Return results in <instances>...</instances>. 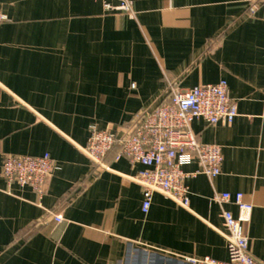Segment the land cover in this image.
Instances as JSON below:
<instances>
[{
  "label": "crops",
  "instance_id": "0c3cea01",
  "mask_svg": "<svg viewBox=\"0 0 264 264\" xmlns=\"http://www.w3.org/2000/svg\"><path fill=\"white\" fill-rule=\"evenodd\" d=\"M130 1L134 16L100 0H0V264L226 260L212 200L222 192L252 205L249 251L264 263V0ZM164 73L183 90L225 79L237 116L192 122L199 141L220 147V174L186 179L188 208L154 193L145 214L131 180L143 167L116 160L115 146L98 170L83 148L92 125L119 132L156 105ZM44 153L55 168L42 197L7 185V156Z\"/></svg>",
  "mask_w": 264,
  "mask_h": 264
},
{
  "label": "built area",
  "instance_id": "2783aa9c",
  "mask_svg": "<svg viewBox=\"0 0 264 264\" xmlns=\"http://www.w3.org/2000/svg\"><path fill=\"white\" fill-rule=\"evenodd\" d=\"M100 1L106 12L135 14L130 0H116V3ZM5 20L6 16L0 10V23ZM163 78L164 89L156 105L137 111L119 132L101 130L92 125L83 148L89 162L98 170L107 169L103 159L115 146L118 148L116 160L125 158L131 165L143 167L131 180L141 186V211L145 214L149 211L154 193L188 208L186 179L203 174L213 180L220 174L223 160L220 147L199 141L191 129L192 122L200 119L209 125H228L237 116V107L229 95L225 79L183 90L165 73ZM134 86L132 83L131 87ZM193 162L197 164V169L185 172L183 167ZM54 168V161L48 153L39 156L11 155L3 160L1 173L8 186L12 183L20 187L28 186L42 197ZM212 200L221 207L224 228L221 235L225 240L227 258L185 257L184 263L264 264L254 259L249 251L247 227L251 221L252 205L239 192L234 195L216 193ZM225 203L237 207V216L223 208ZM53 218L57 222L62 220L60 215ZM141 244L149 246L144 241Z\"/></svg>",
  "mask_w": 264,
  "mask_h": 264
}]
</instances>
